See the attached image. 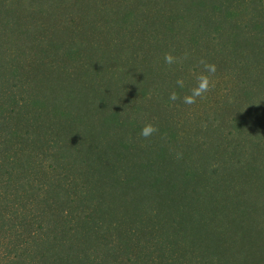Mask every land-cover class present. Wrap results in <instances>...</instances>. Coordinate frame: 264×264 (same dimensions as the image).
<instances>
[{
  "label": "trees",
  "instance_id": "1",
  "mask_svg": "<svg viewBox=\"0 0 264 264\" xmlns=\"http://www.w3.org/2000/svg\"><path fill=\"white\" fill-rule=\"evenodd\" d=\"M0 264H264V0H0Z\"/></svg>",
  "mask_w": 264,
  "mask_h": 264
},
{
  "label": "clouds",
  "instance_id": "2",
  "mask_svg": "<svg viewBox=\"0 0 264 264\" xmlns=\"http://www.w3.org/2000/svg\"><path fill=\"white\" fill-rule=\"evenodd\" d=\"M187 53L184 54L183 57L174 56L171 52H168L164 56V62L166 65L171 67L174 64L181 63L183 59L187 58ZM200 64L203 65L204 71L201 72L199 75H196L197 84L194 88L191 89V94L185 95L182 100L184 104L192 105L196 103L197 98H203L204 94L210 91L212 88L215 87V82L211 79L212 75L216 72V65L209 64L205 61L201 60ZM176 84L180 87H184V80L183 78L177 79ZM169 99L172 101H176L180 99V96L177 92L173 91L170 93ZM158 132V128L152 124L148 123L145 124L144 127L141 129L139 135L145 139L151 137L154 133Z\"/></svg>",
  "mask_w": 264,
  "mask_h": 264
}]
</instances>
